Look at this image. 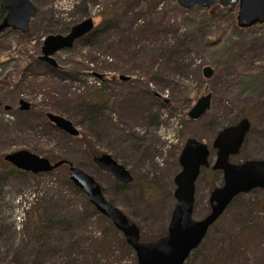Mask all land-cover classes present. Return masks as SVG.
Masks as SVG:
<instances>
[{"label": "rangeland", "instance_id": "obj_1", "mask_svg": "<svg viewBox=\"0 0 264 264\" xmlns=\"http://www.w3.org/2000/svg\"><path fill=\"white\" fill-rule=\"evenodd\" d=\"M34 2L27 32L0 33V264H91L85 237L90 229L97 234L109 225L93 215L62 223L66 214L90 208L69 180L67 164L37 176L16 171L4 176L14 168L3 160L7 151L26 148L80 166L135 221L145 240L166 230L175 202L173 176L180 168L177 155L188 136L206 141L213 161L216 132L248 117L250 129L230 159L264 156V22L239 27L237 3L213 0L209 8H184L177 0ZM88 15L95 22L93 35L57 50L54 72L39 58L42 40L49 33H67ZM206 64L214 69L210 77L201 70ZM207 91L210 107L190 119L187 110ZM20 98L29 107L20 109ZM92 99L99 110L89 112L85 103ZM48 111L72 120L79 133L57 128L47 120ZM105 151L129 169L132 180L121 183L92 162L95 153ZM195 180L192 214L200 218L222 172L208 166ZM52 194L59 201L51 204ZM40 219L52 231V251L41 255L33 232ZM120 236L110 237L117 247ZM98 251L108 255L100 264L136 263L134 250ZM183 264H264L263 189L239 192Z\"/></svg>", "mask_w": 264, "mask_h": 264}, {"label": "water", "instance_id": "obj_2", "mask_svg": "<svg viewBox=\"0 0 264 264\" xmlns=\"http://www.w3.org/2000/svg\"><path fill=\"white\" fill-rule=\"evenodd\" d=\"M213 0H177L184 8L201 5L209 8ZM218 3L228 6L237 3L236 24L239 27H249L254 23L264 22V0H218ZM4 15L0 19V33L8 28L27 32L30 28V19L36 5L34 0H0ZM92 16L84 17L71 24L67 33H49L42 40L39 58L52 67H57L54 53L63 48H70L73 42L94 27ZM202 73L210 77L214 69L209 65L202 66ZM101 76V74H97ZM119 78H128L120 75ZM211 92L199 95L187 110L190 119L202 116L211 105ZM20 100V109L29 107V102ZM47 120L57 128L68 134L77 135V127L72 120L52 111L46 113ZM251 123L248 117H241L235 123L227 124L214 135L211 147L215 148L214 160H209L210 147L206 141L196 136H188L178 153L179 170L174 174L175 183L173 192L175 204L170 212L167 228L164 234L153 239L140 238V228L135 221L116 206L103 194L102 185L98 180L80 166L66 158L49 160L46 156L36 154L30 149L17 148L4 153V161L15 168L33 174L48 172L61 165L67 164L69 180L86 196L95 209L109 218L117 230H120L126 243L135 253V264H183L189 253L205 237L208 228L228 206L239 192H248L258 187L264 191V157L232 161L230 156L236 154L243 143ZM92 162L103 170H108L121 183H128L133 175L124 164L115 159L109 152L95 153ZM210 165L214 170L222 172V183L210 190L208 197L209 210L207 214L194 218L195 182L201 167Z\"/></svg>", "mask_w": 264, "mask_h": 264}, {"label": "trees", "instance_id": "obj_3", "mask_svg": "<svg viewBox=\"0 0 264 264\" xmlns=\"http://www.w3.org/2000/svg\"><path fill=\"white\" fill-rule=\"evenodd\" d=\"M3 15H4V10L0 6V19L2 18ZM92 35H93V33L90 30L89 33H87V34H85L83 36H86V38L87 37L89 38ZM56 68L57 67H53L52 70L55 72V70L57 71ZM98 103H99V101H95L94 99H92L90 101H87L85 103V106H86V108L88 109L89 112H92V110H94V111L99 110ZM61 164H64V163H61ZM51 170H53V169H51ZM13 171H16L17 173L19 172L21 174H32L33 176H37V175L46 173V172H40V173L33 174L31 172H26V171H24L22 169L14 167V168L8 169L7 172H5L4 176L14 174ZM48 172H50V171H48ZM102 190H103V187H102ZM48 198H49V200L47 202H49L51 204L55 203L56 201H59L58 198L53 196V194L50 195ZM87 204H88V207H90V208H85V209H82L81 211L77 210V212H75V214H72V215H67L66 214L61 219L62 223L64 221H66L65 223H67L69 221L75 220V218H77L78 216H81L82 218H84V220H86V216L91 217L93 215L96 218V221H98V219H99V223H101L102 220H109L108 221L109 225L108 226H104L101 230H99L97 232V234H95L96 233L95 230L90 229L89 230V235L87 237H85V240H86V242H88L87 244L90 247V249H88L89 258H88L87 261H89L91 264H100V260L101 259L108 257V255H107V257H103L101 255L99 256L98 255V252H99L98 250H100V251L103 250V251L109 253V252H111V251H113L115 249H120L121 248L122 252H124V251H127V252L129 251L130 253L133 252V249L130 248L129 245L126 243V241H125V239L123 237V234L121 235L119 233L121 231L117 230L116 228H114L111 220L109 218L105 217L104 215H102L97 210H95V207H93L91 205V203H89L88 201H87ZM46 214L49 215L48 212H46ZM44 217H45V213H44ZM47 217H48V220H50L49 216H47ZM42 219H43V215H42ZM42 219H40V222H35V226H34V230H33L34 234L37 235L38 242H40L39 243V248H38V251H37L38 254H40V255L43 254V253H46V252L51 253L50 251H52V250L49 249V248L52 247V242H51L52 241V238H51L52 231H50L51 225L43 224V220ZM90 222L91 223H93V222L95 223V221H92V220H90ZM115 234H117L119 236L121 235L120 238H119V239H121V245L118 246V247L115 246V244L112 242L113 240L110 239V237L114 236ZM110 263H111V261L108 262V264H110Z\"/></svg>", "mask_w": 264, "mask_h": 264}, {"label": "flooded vegetation", "instance_id": "obj_4", "mask_svg": "<svg viewBox=\"0 0 264 264\" xmlns=\"http://www.w3.org/2000/svg\"><path fill=\"white\" fill-rule=\"evenodd\" d=\"M4 10V9H3ZM19 100V99H18ZM19 105H20V100H19ZM245 140V139H244ZM181 148V147H180ZM241 148V147H240ZM181 150V149H180ZM180 152V151H179ZM210 155V154H209ZM178 156V155H177ZM264 157V156H263ZM254 158V157H253ZM209 160H210V158H209ZM208 166H210V165H208ZM208 166H205V167H208ZM205 167H201L200 169L202 170V168H205ZM201 172V171H200ZM120 182V181H119ZM194 203V202H193ZM175 204V203H174ZM209 205H210V203H209ZM173 208V207H172ZM171 212V211H170ZM170 217V216H169ZM169 220V219H168ZM168 222V221H167ZM167 225V224H166ZM212 225H213V223H212ZM212 225H210V227L212 226ZM209 227V228H210ZM167 228V227H166ZM208 228V229H209ZM166 231V230H165ZM164 234V233H163ZM161 235V234H160ZM158 236V235H157Z\"/></svg>", "mask_w": 264, "mask_h": 264}]
</instances>
